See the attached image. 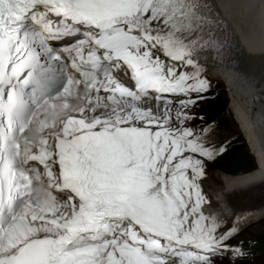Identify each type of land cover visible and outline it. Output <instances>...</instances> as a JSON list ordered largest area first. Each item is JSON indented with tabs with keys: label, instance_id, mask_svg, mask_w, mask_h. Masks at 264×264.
Returning a JSON list of instances; mask_svg holds the SVG:
<instances>
[{
	"label": "snow or ice",
	"instance_id": "snow-or-ice-1",
	"mask_svg": "<svg viewBox=\"0 0 264 264\" xmlns=\"http://www.w3.org/2000/svg\"><path fill=\"white\" fill-rule=\"evenodd\" d=\"M212 21L207 0H0V264L246 258L241 217L202 208L223 147L187 126Z\"/></svg>",
	"mask_w": 264,
	"mask_h": 264
},
{
	"label": "bare ground",
	"instance_id": "bare-ground-1",
	"mask_svg": "<svg viewBox=\"0 0 264 264\" xmlns=\"http://www.w3.org/2000/svg\"><path fill=\"white\" fill-rule=\"evenodd\" d=\"M207 1L211 2L214 8L230 21L243 47L233 55L232 50L227 47L223 49L222 58L219 59H213L212 51H202L196 57L204 65L203 71L225 82L230 96V109L256 158V170L253 172L237 175L223 172L218 175L223 184V190L218 191L219 201L216 205L221 208V212H224V209L233 212L232 202H228L232 193L239 190L249 191L264 185V0ZM234 16L239 17L238 21ZM248 21L251 24L247 25ZM252 29H258L260 33L257 34ZM189 39H195V37H189ZM69 102L73 105L78 103L74 99H70ZM56 103L63 102L56 101ZM201 189L205 200L210 198L208 188L201 185ZM214 191L216 192V189ZM203 211L206 216L215 217L204 209ZM234 216L238 217L237 214ZM239 217L244 228L250 222L264 218V207L254 212L241 214ZM234 221L235 219L226 227L232 226Z\"/></svg>",
	"mask_w": 264,
	"mask_h": 264
},
{
	"label": "rangeland",
	"instance_id": "rangeland-1",
	"mask_svg": "<svg viewBox=\"0 0 264 264\" xmlns=\"http://www.w3.org/2000/svg\"><path fill=\"white\" fill-rule=\"evenodd\" d=\"M234 18L238 21L239 17L234 16ZM248 24L251 23L248 21ZM252 31L260 33L258 29H252ZM203 77L209 81L212 80L213 84L212 87L209 86L207 92L202 94L203 99L198 100L194 107L186 110L195 117L187 122V126L202 135L209 148L220 149L223 147V150L215 155L213 161L206 162L205 176L200 180V184L210 191V196L218 198L219 193L217 192L223 190V184L218 175L225 171V173L233 175L245 173L247 170L245 167L241 168V162L244 161L246 165H253V168H256V158L230 109V96L226 90L225 82L207 71H203ZM225 101L227 102L225 103ZM176 106V104L172 105L173 108ZM221 111H223L222 114ZM214 189L216 192H212ZM230 197L228 202H232L231 210L233 209V212H236L238 216L254 212L264 207V185H259L249 191H236ZM228 225L231 223L226 222L225 227ZM260 239H264V218L247 224L230 243L233 245L238 242L247 244ZM225 264H227V260H225ZM237 264H264V250L253 249V253L247 254L246 258L238 261Z\"/></svg>",
	"mask_w": 264,
	"mask_h": 264
},
{
	"label": "trees",
	"instance_id": "trees-1",
	"mask_svg": "<svg viewBox=\"0 0 264 264\" xmlns=\"http://www.w3.org/2000/svg\"><path fill=\"white\" fill-rule=\"evenodd\" d=\"M227 101H225V103H226ZM223 113V111H221V114ZM242 163V166H241V168H244L245 167V169L247 170L245 173H250V172H253L254 170H256V168L254 167L253 168V165H246V162H241ZM243 164H245V166H243ZM222 171V170H221ZM226 172V171H225ZM251 243H253L254 245H255V247H254V249L255 248H259V249H261V250H264V239H260V240H257V241H253V242H251Z\"/></svg>",
	"mask_w": 264,
	"mask_h": 264
}]
</instances>
